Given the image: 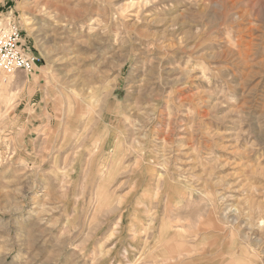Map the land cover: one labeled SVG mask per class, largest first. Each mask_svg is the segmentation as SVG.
<instances>
[{"label":"rangeland","instance_id":"rangeland-1","mask_svg":"<svg viewBox=\"0 0 264 264\" xmlns=\"http://www.w3.org/2000/svg\"><path fill=\"white\" fill-rule=\"evenodd\" d=\"M11 27L41 63L0 76V264H264V0H0Z\"/></svg>","mask_w":264,"mask_h":264},{"label":"built area","instance_id":"built-area-1","mask_svg":"<svg viewBox=\"0 0 264 264\" xmlns=\"http://www.w3.org/2000/svg\"><path fill=\"white\" fill-rule=\"evenodd\" d=\"M41 63L39 57L20 41L16 28L11 27L0 37V76H12L18 71L29 72Z\"/></svg>","mask_w":264,"mask_h":264},{"label":"bare ground","instance_id":"bare-ground-1","mask_svg":"<svg viewBox=\"0 0 264 264\" xmlns=\"http://www.w3.org/2000/svg\"><path fill=\"white\" fill-rule=\"evenodd\" d=\"M118 146H119V145H118ZM118 146H117V147H118ZM113 148H114V147H113ZM115 152H116V151H115Z\"/></svg>","mask_w":264,"mask_h":264}]
</instances>
